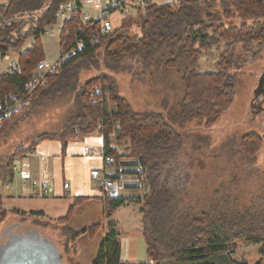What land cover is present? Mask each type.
<instances>
[{
    "label": "trees",
    "instance_id": "obj_1",
    "mask_svg": "<svg viewBox=\"0 0 264 264\" xmlns=\"http://www.w3.org/2000/svg\"><path fill=\"white\" fill-rule=\"evenodd\" d=\"M69 0H9L0 5V54L18 51V70L0 73V104L11 103L27 94L25 83L32 77L39 61L45 58L40 29L54 20L60 6ZM78 1V0H76ZM139 32L130 34L134 21L123 18L119 27L100 33L99 23L81 32L71 22L60 35V44L69 46L83 39V47L62 62L58 73L35 90L30 105L19 113L2 118L0 142L38 103L66 97L74 105L70 120L75 124L63 133H44L29 146L15 150L0 164V182L10 180L15 158L35 150L47 139H57L65 152L71 139L98 131L104 139V151L116 160L122 157L111 144V137L130 139L131 158L137 159V174L148 193L127 197L112 192L103 201V214L110 218L127 200L142 203L143 237L148 257L155 264H250L233 258L239 239L259 244L264 264V205L244 208L228 202L188 198L189 160L207 136L190 134L186 126L198 121L211 127L232 106L236 94L231 73L240 64L232 51L240 43L245 54L257 58L264 51V0H177L157 4L147 1L136 11ZM253 20L235 24L237 19ZM33 37L31 46L23 51ZM224 43V51L215 62L216 71L199 73V58L208 47ZM256 51L253 52V49ZM96 73L82 81L83 70ZM120 76L133 83L150 84L171 92L182 86L176 103L164 97L159 110L136 109L121 93ZM115 106H112L111 104ZM1 111V110H0ZM195 151L187 154L188 138ZM264 136L249 133L241 138L244 152L255 157ZM114 179V178H113ZM90 197H77L67 214L57 219L69 229L74 212ZM8 211L0 200V221ZM16 214L42 215L43 212ZM92 264H149L122 258L120 232L109 221ZM103 223L88 226L84 233L97 234Z\"/></svg>",
    "mask_w": 264,
    "mask_h": 264
},
{
    "label": "rangeland",
    "instance_id": "obj_2",
    "mask_svg": "<svg viewBox=\"0 0 264 264\" xmlns=\"http://www.w3.org/2000/svg\"><path fill=\"white\" fill-rule=\"evenodd\" d=\"M86 10L97 13L93 6L86 5ZM130 19L134 21L130 34L139 32L136 23V8L132 7ZM130 13V14H131ZM129 16V15H128ZM244 22L253 23V20L237 19L235 24ZM33 42L30 38L24 45L27 50ZM45 58L54 61L61 53L60 36L58 32L46 33L42 36ZM225 41L219 45L208 47L199 58L197 71L199 73H213L216 71L215 62L224 51ZM256 48L253 49V52ZM240 64L231 67L234 76L236 94L232 106L211 127H205L197 120L188 123L187 133H200L207 136L204 143H199V150L193 151V141L188 138V156L195 152L189 160L188 198L193 202L214 199V202H228L241 207L257 208L264 205V140L263 146L255 157L248 156L241 145L242 136L249 133H257L264 136V51L257 58L252 54H245L240 43H237L232 51ZM18 51H11L14 60ZM15 56V57H14ZM8 65H2L0 72L10 71ZM4 70V71H3ZM96 73L94 70H83L81 79L84 81ZM121 78V76H120ZM121 93L133 103L136 109H157L162 106L164 97H168L171 103H176L182 94V86L168 92L152 87L150 84L142 85L139 81L134 83L129 79H120ZM112 106H115L113 103ZM74 105L66 97L48 100L38 103L29 111L0 142V164L8 161L11 154L21 146L31 145L39 135L44 133H63L75 124L70 118L74 113ZM264 139V138H263ZM113 144L122 157L129 156L130 139H118L111 137ZM112 145V146H113ZM130 157V156H129ZM135 159V158H133ZM137 160V159H136ZM20 157L13 163L20 164ZM18 167V166H17ZM14 171V170H13ZM12 183V182H11ZM147 188V187H146ZM9 190L0 184V193ZM121 193V190L119 191ZM139 193V192H136ZM143 193V190L140 191ZM102 200L83 202L78 206L69 222V229L65 224L58 223L57 219L65 216L67 210H57L58 215H26L8 213L4 220L0 221V250L5 249L7 238L4 234L20 227L19 233L32 235L33 237L48 241L55 247L62 264H92L100 246V243L109 230L110 218H106L101 212ZM141 206V205H140ZM5 207V206H4ZM138 204L122 206L113 214L111 219L120 231L122 257H128L127 251L132 249V254L137 260L148 258L146 242L142 231V215ZM89 210H92L89 213ZM97 222H102V228L95 235L84 233V230ZM6 238V239H5ZM238 248L233 258L240 262L247 261L255 264L260 258L259 244L246 239L236 241ZM155 264L153 261H147Z\"/></svg>",
    "mask_w": 264,
    "mask_h": 264
},
{
    "label": "crops",
    "instance_id": "obj_3",
    "mask_svg": "<svg viewBox=\"0 0 264 264\" xmlns=\"http://www.w3.org/2000/svg\"><path fill=\"white\" fill-rule=\"evenodd\" d=\"M8 1L0 0V5L6 4ZM147 1L162 4L177 0ZM112 18L115 27H119L123 22L119 13L113 14ZM129 19L127 18L126 20L129 21ZM10 54L11 51L5 55L0 54V67L8 65L9 68L10 63H17L19 54L14 60ZM62 146L61 141L57 139L41 141L36 149L31 151L30 155L20 156L21 161L19 165H15L14 163V166L18 167L9 178L12 182L11 186L9 190L0 193V200L3 206L10 211L9 213L16 214L11 211L19 210L26 213L43 212L44 216L48 214L58 215L57 210H67L68 212L71 204L77 197H90L85 202L101 200L103 194L99 188L98 181L91 174L93 169H99L101 175L106 178L115 179L116 186L112 189V193L114 194L127 197H143L148 193V188H146L141 177L136 173L139 168V165H136V159L123 156L119 160L115 159L112 164H106L101 155V152L104 151V139L98 131L82 139H71L66 146L65 152ZM113 147L116 148L114 145ZM90 148L95 150L96 153H91ZM119 153L121 154V152ZM5 181L0 182V184L4 185ZM65 183H69V185L66 187ZM51 184L55 188V192L52 195L44 197L33 193L34 188ZM120 190L121 193L119 192ZM142 190L143 193L141 194L140 191ZM131 203L138 204L137 209L142 205L140 202L127 200L122 206L127 205L129 207ZM91 212L92 210H89V213ZM101 212H103V207ZM111 217L110 220L113 221ZM127 253L128 257H122L123 259L137 260L133 256L131 248ZM148 260L150 261L149 257L142 261L147 262Z\"/></svg>",
    "mask_w": 264,
    "mask_h": 264
},
{
    "label": "built area",
    "instance_id": "obj_4",
    "mask_svg": "<svg viewBox=\"0 0 264 264\" xmlns=\"http://www.w3.org/2000/svg\"><path fill=\"white\" fill-rule=\"evenodd\" d=\"M147 0H69L63 3L56 13L55 19L47 22L41 27L40 33L42 35L51 32H58L59 36L63 32H67L69 24L73 22L76 24L77 28L83 33L89 29V27L94 23H99L100 33H108L113 31L116 27L113 22V14H121V19L127 17L130 14L132 7L138 8L139 6L145 5ZM91 5L97 12L91 13L86 10L85 6ZM83 47V39H76V41L69 45H61L60 56L54 60L50 61L46 58L38 62L32 77L25 83V88L27 94L25 97L16 98L12 103L8 100L5 104H0V125L2 118H8L12 113H19L24 106L31 104L35 90L46 85L48 83L49 76H52L59 72L62 62L66 61L69 56L76 54L77 51L81 50ZM10 68L16 71L18 70L16 64L10 63ZM91 153H96L95 150L90 148ZM31 153L26 152L25 155H30ZM101 155L107 164H112L114 158L112 156L105 155L102 151ZM16 170L17 168L14 167ZM92 176L98 181L99 188L105 196L107 193L111 192L116 182L114 179L105 178L101 176V172L98 169L92 170ZM69 183H65L67 187ZM6 188H10L11 182L8 181L4 185ZM55 192L54 186L41 185L38 188L33 189V193L40 196H50Z\"/></svg>",
    "mask_w": 264,
    "mask_h": 264
},
{
    "label": "water",
    "instance_id": "obj_5",
    "mask_svg": "<svg viewBox=\"0 0 264 264\" xmlns=\"http://www.w3.org/2000/svg\"><path fill=\"white\" fill-rule=\"evenodd\" d=\"M0 250V264H62L52 243L19 233Z\"/></svg>",
    "mask_w": 264,
    "mask_h": 264
},
{
    "label": "flooded vegetation",
    "instance_id": "obj_6",
    "mask_svg": "<svg viewBox=\"0 0 264 264\" xmlns=\"http://www.w3.org/2000/svg\"><path fill=\"white\" fill-rule=\"evenodd\" d=\"M19 228H20V227L15 226V230H16V231H12V232H8V231H7V233L4 234V236L7 238L6 241L12 240V239H11V235H12V234L15 235V236L18 235V234H19V231H17V230H19ZM20 233H22V232H20ZM6 238H5V239H6Z\"/></svg>",
    "mask_w": 264,
    "mask_h": 264
},
{
    "label": "bare ground",
    "instance_id": "obj_7",
    "mask_svg": "<svg viewBox=\"0 0 264 264\" xmlns=\"http://www.w3.org/2000/svg\"><path fill=\"white\" fill-rule=\"evenodd\" d=\"M27 81H28V80H27ZM26 152H29V153H31V151H26ZM26 152H25V153H26ZM104 152H105V151H104ZM25 153H24V155H25ZM105 155H106V154H105ZM26 156H27V155H26ZM107 156H108V155H107ZM114 161H115V158H114ZM106 164H107V163H106ZM14 167H16V168H17V166H14ZM14 167H13V170H14V171H16L17 169L15 170V169H14ZM98 170H99V169H98ZM100 172H101V171H100ZM91 174H92V172H91ZM101 176H102V175H101ZM105 178H106V177H105ZM111 179H113V178H111ZM114 180H115V179H114ZM8 181H10V182H11V180H6V181H5V183H6V182H8ZM5 183H4V185H5ZM111 192H112V190H111ZM109 193H110V192H109ZM102 194H103V193H102Z\"/></svg>",
    "mask_w": 264,
    "mask_h": 264
}]
</instances>
